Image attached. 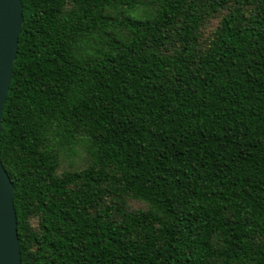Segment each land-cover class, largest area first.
Here are the masks:
<instances>
[{"label": "trees", "instance_id": "obj_1", "mask_svg": "<svg viewBox=\"0 0 264 264\" xmlns=\"http://www.w3.org/2000/svg\"><path fill=\"white\" fill-rule=\"evenodd\" d=\"M20 2V264H264V0Z\"/></svg>", "mask_w": 264, "mask_h": 264}, {"label": "water", "instance_id": "obj_2", "mask_svg": "<svg viewBox=\"0 0 264 264\" xmlns=\"http://www.w3.org/2000/svg\"><path fill=\"white\" fill-rule=\"evenodd\" d=\"M22 21L20 0H0V116ZM1 130V124H0ZM0 264H20L13 185L0 161Z\"/></svg>", "mask_w": 264, "mask_h": 264}]
</instances>
